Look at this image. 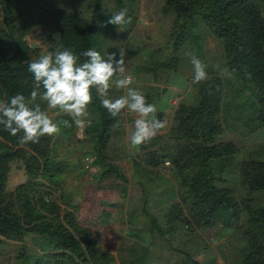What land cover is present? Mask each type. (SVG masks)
<instances>
[{"label": "rangeland", "instance_id": "374dc122", "mask_svg": "<svg viewBox=\"0 0 264 264\" xmlns=\"http://www.w3.org/2000/svg\"><path fill=\"white\" fill-rule=\"evenodd\" d=\"M63 1L16 0L15 35L21 34L39 53L47 54L55 44L53 11ZM256 2L264 16V0ZM101 5L113 14L126 8L130 17L131 22L121 25V31L104 22L98 30L97 51L105 58L108 53H117L119 59V48L125 49V72L120 78L133 76L130 87L141 91L148 103L156 105L163 121H167L159 145L152 148H166L171 152L179 140L192 143L188 135L176 131L177 109L194 106L205 81L192 82L193 67L186 53L205 64L208 79H219V134L237 153L228 166L229 179L217 185L230 191L236 213L233 215L224 209L209 224L196 225L189 197L169 159L159 157L155 166H149L143 161L142 151L130 145L126 125H132L136 117L127 110L109 125L103 168L99 163L94 164L89 142L97 113L89 107L91 125L79 128L73 123L70 132L65 133L61 132L60 122L67 116L57 114L58 110H48L50 118L61 129L58 135L52 136L58 168L52 182L40 178L47 189L37 186L30 190L31 195L42 193L44 199H53L59 204L60 212L71 211L79 224L91 230L94 246L103 254L106 264H192L191 260L202 264H241L238 249L244 244L245 209L264 203L263 191L246 190L238 182L241 161L264 159V128L248 117L256 107L250 103L253 84L233 74L230 78L221 76L217 66L226 67L222 40L203 21L184 14L182 7L187 5V0H123L121 8L111 0H102ZM178 36L174 61L170 58L171 48ZM124 92L113 86L108 96L115 99ZM36 103L47 110L44 101L37 98ZM181 134L186 137H180ZM85 156L93 164L82 170ZM111 163L114 168L109 174L101 175V170L110 169ZM25 181L22 163L10 162L4 193H12ZM33 236L12 233L9 244L2 248L0 264L12 261L17 246L22 243L33 250Z\"/></svg>", "mask_w": 264, "mask_h": 264}, {"label": "trees", "instance_id": "16d2710c", "mask_svg": "<svg viewBox=\"0 0 264 264\" xmlns=\"http://www.w3.org/2000/svg\"><path fill=\"white\" fill-rule=\"evenodd\" d=\"M111 1L122 7L123 0ZM101 4L102 0H64L53 11L55 44L74 51L80 62L86 59L82 52L98 49V30L113 14ZM16 6V0H0V100L17 93L30 96L33 77L27 66L31 60L43 55L21 34L15 35L13 11ZM182 10L189 18L203 21L222 40L228 70L239 80L253 84L250 103L256 107L248 117L264 128V16L256 0H187ZM178 39L179 36L171 48L170 58L174 61L177 59ZM220 92L219 79L210 77L201 86L194 106L177 109L176 131L184 132L192 143L184 144L178 139L179 143L171 152L166 148H152L159 145L160 132L150 142L138 147L144 163L149 166H155L159 157L169 159L177 180L189 197L191 216L199 226L212 222L224 209L233 215L236 213L230 191L217 185L229 179L228 166L237 153V149L230 142L223 141L219 134ZM89 107L98 115L91 127L93 134L89 136L91 152L94 164L99 163L103 168L109 125L115 118L101 105L95 89H92ZM155 115L163 121L158 110ZM65 119L72 123L69 117ZM242 122L245 124V120ZM72 128L63 127L61 132L69 133ZM19 135L22 134L12 136L0 126V256L3 246L9 244L11 234L18 232L34 234L33 250L24 243L18 245L13 260L8 264H106L103 254L94 246L91 230L79 224L71 211L60 212L55 200L44 199L42 193L37 196L30 193L37 186L46 188L40 180L51 181L58 168L54 161L52 136L21 146ZM180 137L186 136L181 134ZM86 157L88 162L85 164L92 166L91 158ZM12 161L22 163L26 181L18 184L12 193L5 194L3 188ZM110 166V169L101 170V175L109 174L114 164ZM81 167L84 170L83 163ZM238 182L246 190L264 192V159L241 161ZM245 214L244 244L238 249L240 263L264 264V203L247 206ZM191 263L202 264L196 260H191Z\"/></svg>", "mask_w": 264, "mask_h": 264}, {"label": "clouds", "instance_id": "9594fccd", "mask_svg": "<svg viewBox=\"0 0 264 264\" xmlns=\"http://www.w3.org/2000/svg\"><path fill=\"white\" fill-rule=\"evenodd\" d=\"M127 9L112 14L106 24L117 26L130 23ZM86 59L62 44H55L53 49L28 63L27 70L33 77V88L29 97L17 93L10 98L0 100V126L12 136L18 137L21 146L38 143L41 137L58 135L60 127L48 115V110H58L57 114L69 117L60 123L64 128H71L73 123L84 128L91 125L89 105L92 104V89L96 90L101 105L113 118L127 110L135 114L134 123L128 127L130 145L139 147L150 142L167 127V121L156 118L155 104L148 103L144 94L130 87L134 78L123 75L125 72L126 50L119 48L117 53L107 54V58L95 49L81 53ZM193 67V83L208 79L205 64L195 55L186 53ZM218 71L222 77H231L227 67ZM116 77L115 79H113ZM125 90L124 94L112 99L108 96L111 87ZM43 89V91H40ZM37 97L46 103V109L36 103ZM119 123V122H118Z\"/></svg>", "mask_w": 264, "mask_h": 264}, {"label": "built area", "instance_id": "2783aa9c", "mask_svg": "<svg viewBox=\"0 0 264 264\" xmlns=\"http://www.w3.org/2000/svg\"><path fill=\"white\" fill-rule=\"evenodd\" d=\"M87 159H88V158L85 156L84 162H82V163L84 164V169H87V167H88V166L85 164L86 161H87Z\"/></svg>", "mask_w": 264, "mask_h": 264}]
</instances>
